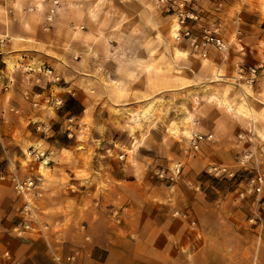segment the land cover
I'll return each mask as SVG.
<instances>
[{
    "label": "rangeland",
    "instance_id": "374dc122",
    "mask_svg": "<svg viewBox=\"0 0 264 264\" xmlns=\"http://www.w3.org/2000/svg\"><path fill=\"white\" fill-rule=\"evenodd\" d=\"M197 12L195 36L218 23L224 50L194 53L155 0H0V95L9 82L17 97L0 105V174L32 172L28 149L53 151L35 202L64 255L91 242L66 239L71 219L102 206L139 264H264V183H252L264 176V0ZM251 66L249 83L238 68ZM195 134L211 138L194 149ZM20 202L0 179V249L34 239L8 233Z\"/></svg>",
    "mask_w": 264,
    "mask_h": 264
},
{
    "label": "built area",
    "instance_id": "2783aa9c",
    "mask_svg": "<svg viewBox=\"0 0 264 264\" xmlns=\"http://www.w3.org/2000/svg\"><path fill=\"white\" fill-rule=\"evenodd\" d=\"M201 0H155L158 7H162L167 13L175 17V33L177 38L186 39L189 42L192 50L197 52L201 57H206L209 47L217 50H224L226 47L225 42L221 36V28L218 23H211L208 27L203 29V34L200 37L195 36L193 28L195 21L200 17L198 14V4ZM221 6L219 2L217 9ZM8 40L6 34L0 33V46L5 44ZM46 73H51L46 70ZM256 74L255 67L238 68V77L243 78L249 75L248 82L251 83ZM54 79H58L57 77ZM35 103V102H34ZM211 136H203L202 134H195L192 137V147L197 149L203 140H207ZM53 151L48 149L31 148L24 153L23 164L24 167L30 169L32 172L19 176L15 172L8 174H0V179L8 178L13 185L14 192L20 198L21 202L15 207L16 219L8 222V233L18 239H42L46 243L49 251L50 259L53 264H79L78 260L82 247H77L71 253L64 255L59 248L52 245L54 238L53 224L45 220L41 215L37 204L35 202L38 193L37 188L40 186L42 176L38 172L39 164H48L50 156ZM37 165V168L34 167ZM215 172L225 171L219 169L217 166L210 168ZM36 171V172H34ZM178 171V169H176ZM254 189L260 191V186L264 183V176L256 175L252 179ZM252 185V184H250ZM249 192L252 191L250 186ZM124 207L113 208L111 215L116 223L120 222V212ZM195 222L191 221L193 225ZM80 230L84 231V225L80 226ZM84 240H88V236L84 235ZM0 264H20V261L15 258L9 248L3 247L0 249Z\"/></svg>",
    "mask_w": 264,
    "mask_h": 264
},
{
    "label": "crops",
    "instance_id": "0c3cea01",
    "mask_svg": "<svg viewBox=\"0 0 264 264\" xmlns=\"http://www.w3.org/2000/svg\"><path fill=\"white\" fill-rule=\"evenodd\" d=\"M5 83V82H4ZM2 84V83H0ZM9 88H7V91H4L0 95V105L4 109L7 107L16 108V101L17 97L15 95V86H10L9 82L7 84ZM2 86V85H1ZM9 96V98H7ZM46 207L54 208L50 204H46ZM112 208V207H111ZM110 208V210H111ZM66 215L63 214L62 218H59L57 220L65 223L67 221ZM120 218H123L122 226L126 229L129 228L128 225L131 224V215L129 213H124V210L120 212ZM112 216V215H111ZM48 217L52 219V217H55L52 214H49ZM113 218V217H112ZM54 219V218H53ZM77 221H82L84 225V231L76 228ZM79 223V224H80ZM158 223V222H156ZM159 224V223H158ZM113 225L109 223L106 210L104 207L100 206L97 210L93 208H87L85 212H83L82 217H79V213L77 212L75 214V218L71 219L70 225L65 229V237L67 240L69 239H80V237H84V235H87L89 240L91 238V242L89 241L86 243V249L82 253L79 264H139L134 255L128 251L123 250V248L120 247L119 238L114 234ZM155 229L158 230V232H163V226L159 224V226H155ZM112 233H111V232ZM82 232V234H80ZM110 233L111 235H109ZM158 234V233H157ZM103 240H100V237ZM153 236H156L153 235ZM176 236V235H175ZM111 238L110 240H104L106 238ZM1 238V235H0ZM18 240H9L8 242V248L12 251L13 255L16 259L20 261V264H42L44 261V258L49 257V251L46 247V243L42 239H36L34 238L29 243L21 242ZM84 243V242H83ZM84 243V244H85ZM17 245H22L20 248H17ZM5 247V246H2ZM20 249L23 250V252H20ZM47 255V256H46ZM141 258V257H140ZM144 260V259H142ZM162 262L160 264H169V261L167 260V255H164L161 259ZM141 264H147V261L143 262L141 261Z\"/></svg>",
    "mask_w": 264,
    "mask_h": 264
}]
</instances>
